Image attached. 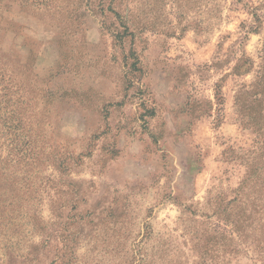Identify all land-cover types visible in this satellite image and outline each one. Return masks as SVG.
<instances>
[{
    "label": "rangeland",
    "instance_id": "rangeland-1",
    "mask_svg": "<svg viewBox=\"0 0 264 264\" xmlns=\"http://www.w3.org/2000/svg\"><path fill=\"white\" fill-rule=\"evenodd\" d=\"M263 14L264 0H0V264H197L213 201L260 147L235 97Z\"/></svg>",
    "mask_w": 264,
    "mask_h": 264
},
{
    "label": "trees",
    "instance_id": "trees-1",
    "mask_svg": "<svg viewBox=\"0 0 264 264\" xmlns=\"http://www.w3.org/2000/svg\"><path fill=\"white\" fill-rule=\"evenodd\" d=\"M261 17L254 16L255 29L261 27ZM240 62L232 68L234 75L252 70L251 60ZM255 74L254 83L235 97V106L241 122L261 136L260 147L256 157L246 164L243 179L230 190V198L219 194L213 201L216 223L197 239V264H229L241 253H250L253 264H264V41ZM4 176L0 155V178Z\"/></svg>",
    "mask_w": 264,
    "mask_h": 264
}]
</instances>
